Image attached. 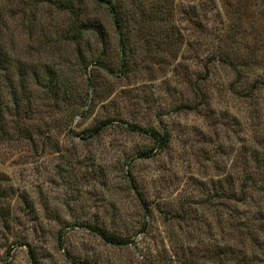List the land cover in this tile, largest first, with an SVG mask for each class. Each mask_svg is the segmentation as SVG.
<instances>
[{"label": "rangeland", "instance_id": "rangeland-1", "mask_svg": "<svg viewBox=\"0 0 264 264\" xmlns=\"http://www.w3.org/2000/svg\"><path fill=\"white\" fill-rule=\"evenodd\" d=\"M260 187L264 0H0V264H264Z\"/></svg>", "mask_w": 264, "mask_h": 264}, {"label": "trees", "instance_id": "trees-1", "mask_svg": "<svg viewBox=\"0 0 264 264\" xmlns=\"http://www.w3.org/2000/svg\"><path fill=\"white\" fill-rule=\"evenodd\" d=\"M98 1L101 2V3L106 2V3L110 4V1H111V0H98ZM99 129H100V125H96V126H94L93 128H91L89 132H90L91 134H94V133H97V132L99 131ZM153 133H154V135H157V136H158L157 133H155V132H153ZM159 140H160V143H161V144H165V143H166V138H165L164 136H160V137H159ZM263 188H264V187H263ZM263 188L260 187V189H261L262 191H264ZM242 195H243V194H242ZM243 198H244V197H243ZM101 236H102V237L105 239V241H107V242L116 243V244H120L121 242H123V239H122V238L117 237V236H115V235H112V234H110V233L104 232V231L101 232ZM31 256H32V263H33V264H37L32 254H31Z\"/></svg>", "mask_w": 264, "mask_h": 264}]
</instances>
